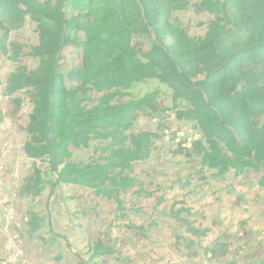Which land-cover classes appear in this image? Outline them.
<instances>
[{
  "label": "trees",
  "instance_id": "16d2710c",
  "mask_svg": "<svg viewBox=\"0 0 264 264\" xmlns=\"http://www.w3.org/2000/svg\"><path fill=\"white\" fill-rule=\"evenodd\" d=\"M198 1L197 11L214 17L201 38L171 23L181 0H0V52L14 63L24 56L9 35L26 18L38 39L28 53L36 68L18 67L6 78L3 118L16 123L22 106L16 95L27 92L32 110L23 152L46 163L54 185L89 189L121 208L120 197L137 186L133 164L148 161L160 138L132 130L139 113L154 110L151 96L124 101L148 80L187 105L176 118L199 131L192 149L203 168L221 177L251 171L264 181V0ZM71 46L79 51L78 67L63 74L62 52ZM92 94L98 101L87 107ZM93 140L101 157L73 162V152ZM45 176L35 168L19 194L39 198ZM30 216L35 231L39 220ZM109 254L102 241L90 249L91 260Z\"/></svg>",
  "mask_w": 264,
  "mask_h": 264
},
{
  "label": "rangeland",
  "instance_id": "374dc122",
  "mask_svg": "<svg viewBox=\"0 0 264 264\" xmlns=\"http://www.w3.org/2000/svg\"><path fill=\"white\" fill-rule=\"evenodd\" d=\"M181 3L183 10L172 12L171 23L190 37H203L214 17L197 11L198 0ZM37 40L35 25L26 18L24 27L9 35L10 42L24 47V56L14 63L0 52V264H264V181L251 171L221 177L203 168L192 149L199 131L176 118L187 105L173 103L171 90L156 80L135 84L124 100L151 96L154 110L139 113L132 130L160 138L148 161L133 164L130 175L137 186L120 197L121 210L89 189L54 185L46 163L27 159L22 129L32 110L30 96L16 95L22 106L14 123L3 118V90L18 67L36 68L28 53ZM78 63L79 51L65 48L62 73ZM98 98L92 94L85 105ZM100 146L93 140L73 152L72 161L97 160ZM35 168L46 172L44 192L39 198L21 196L19 187ZM30 214L39 220L35 231ZM191 229L204 236H194ZM98 241L111 254L91 260L90 249ZM210 249L214 255L206 252Z\"/></svg>",
  "mask_w": 264,
  "mask_h": 264
},
{
  "label": "built area",
  "instance_id": "2783aa9c",
  "mask_svg": "<svg viewBox=\"0 0 264 264\" xmlns=\"http://www.w3.org/2000/svg\"><path fill=\"white\" fill-rule=\"evenodd\" d=\"M187 142H188V144H190L191 140H190V139H188V140H187Z\"/></svg>",
  "mask_w": 264,
  "mask_h": 264
}]
</instances>
